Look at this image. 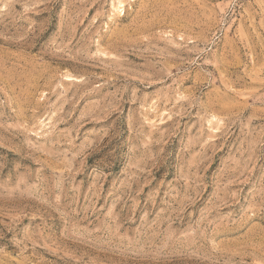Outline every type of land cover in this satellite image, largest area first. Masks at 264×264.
<instances>
[{
	"label": "rangeland",
	"instance_id": "374dc122",
	"mask_svg": "<svg viewBox=\"0 0 264 264\" xmlns=\"http://www.w3.org/2000/svg\"><path fill=\"white\" fill-rule=\"evenodd\" d=\"M0 264H264V0H0Z\"/></svg>",
	"mask_w": 264,
	"mask_h": 264
},
{
	"label": "bare ground",
	"instance_id": "6f19581e",
	"mask_svg": "<svg viewBox=\"0 0 264 264\" xmlns=\"http://www.w3.org/2000/svg\"><path fill=\"white\" fill-rule=\"evenodd\" d=\"M120 3V2H119Z\"/></svg>",
	"mask_w": 264,
	"mask_h": 264
}]
</instances>
